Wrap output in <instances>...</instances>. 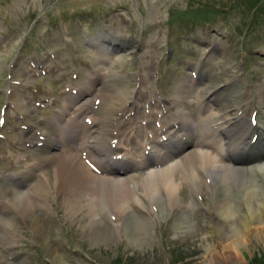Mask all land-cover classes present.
<instances>
[{
    "label": "rangeland",
    "instance_id": "1",
    "mask_svg": "<svg viewBox=\"0 0 264 264\" xmlns=\"http://www.w3.org/2000/svg\"><path fill=\"white\" fill-rule=\"evenodd\" d=\"M102 24L120 29L130 36L134 44L143 45L138 51L140 71L131 64V57L123 56L121 63L114 62V77H110L112 80L107 81L105 85L107 91H112L113 94L114 88L126 90L125 102L132 95V90H141L142 98L143 95L147 96L149 91L160 97L157 90L159 89L161 97L170 99L169 104L172 107L171 100L176 95L175 88L177 91L181 84L179 82L190 74L187 65L199 63L198 59L205 55L203 47L193 43L194 39L209 45L226 47L228 66L225 76L228 79L235 78L242 83L249 78L253 85L264 82V0H0V37L4 39L0 41V116L3 109L4 115L7 112L4 123L0 125V171H10V165H13L11 160L16 156L27 154L29 160H33L29 155H35L33 151L26 150L28 145L25 144L33 131L26 134V130H23V134L11 128V125H17V122L15 118L9 117V113L14 110L10 109L13 107L6 106L8 99L11 97L10 102H15L17 93H23L26 104L23 110L27 115L24 124L31 126L30 122L41 119L44 115L43 106L47 103L39 106L38 102L52 97L53 93H63L69 84L75 83V76L79 75L82 80L87 72L98 71L97 68L90 67L88 60L95 61L90 55H85L86 49H82V39L85 27H89L91 34L96 35ZM69 36L73 43L64 41ZM170 46L174 52L168 55ZM192 48L196 53L192 52ZM20 52L23 55L22 60H19L21 65L18 61V68L11 70L18 75L9 80V71ZM97 56L102 59L104 55ZM216 57V53H212L206 60L210 71L211 66L215 67L214 79L221 82L222 67ZM23 58L29 59L30 62L42 59L43 69H32L30 65L25 64ZM89 78L98 79L91 75ZM18 81L20 82L16 85ZM182 83L187 86L186 81ZM10 85L13 89L8 91ZM26 86L29 88L26 89ZM217 89L214 85L210 90ZM190 90L191 88H187L184 100L187 110L193 109V105L188 101L185 104L187 95L191 98ZM220 92L225 93V89ZM43 93L45 95H42ZM205 95L202 92V97ZM115 99L112 97L106 103L117 107V110L123 109L125 102H115ZM256 99L253 91L245 89L241 109L246 110L247 118H252L255 112ZM19 100L17 98V104ZM146 112L147 110H144L145 115ZM151 114L155 116L153 112ZM151 118L149 116L147 121ZM121 122L127 126L132 122L134 130L132 120L122 121L121 118L120 124ZM138 126L144 139H148L150 134L153 135L148 125V128ZM125 128L126 126L124 130ZM159 132L160 129L157 128V134L153 135L156 139ZM52 168L48 165L44 169L47 176L45 181H49L44 190L50 193L47 196L49 207L51 205L52 210L60 217L61 236L66 241V248H60L59 244L60 249L57 252L58 255H63L67 264H74L75 261L79 264L208 263L205 254L208 244L213 243L209 237L207 223L210 213L202 209L196 210L193 217L195 224L189 229L177 231V212L170 214V218L156 217L154 212V224L151 226L153 233L150 232L152 237L144 244H131L122 233V238L119 234L117 239L96 245L89 240L86 233L88 217L84 216L85 211L78 210L76 216L67 211L69 202L66 203L64 195H59L58 181L54 179ZM146 175L142 174L135 182L142 184L143 176ZM31 183L32 180L29 184ZM135 187L138 192L143 191L141 186ZM192 190L193 186L184 182L180 192L184 206L190 204L193 199ZM66 194L68 196L69 193ZM200 196L204 203L208 204L209 211L214 201L213 194L204 186ZM15 197L11 193L3 200H9L11 208L15 210L13 212L17 214H11L10 222L8 219L4 221L0 216V264H22V261L28 259L31 264H59L63 259L52 253L45 240L33 228L35 214L32 212V217L25 214L26 209L16 202ZM9 235L15 238V252L2 247L11 246L5 244V238L8 241ZM241 252L243 256L240 258L229 259L227 262L218 258L214 264H264V242L253 240L247 247H243Z\"/></svg>",
    "mask_w": 264,
    "mask_h": 264
},
{
    "label": "bare ground",
    "instance_id": "2",
    "mask_svg": "<svg viewBox=\"0 0 264 264\" xmlns=\"http://www.w3.org/2000/svg\"><path fill=\"white\" fill-rule=\"evenodd\" d=\"M108 48L110 47H106L104 50L100 48L98 52L94 53L103 54L102 59L105 61L108 54L105 55L104 52H108ZM115 54L119 61L120 54ZM110 62L112 63V61ZM227 81L229 80H224L228 83ZM96 82L97 80L89 78L87 87L84 86V83L82 86L73 87L78 92L82 89V91L90 93L93 90V93H96L95 98L98 99V104L95 112H98V118L88 117L95 122L96 135L92 134V128L87 135L81 137L82 139L78 138L80 141H68V129L74 130L77 125H81L73 118L72 122L68 120V122L58 123L61 130L48 128L43 135L35 137L34 141L31 140L32 144H40V146L44 141L50 140L58 149L51 154L44 153L42 160L52 161L57 167L55 173L58 181L57 190L60 192L59 195L65 196L66 203L69 202L67 211L73 216L78 214V210L85 211L84 216L88 217L86 233L92 243L96 245L106 243L113 238L120 237L119 234L122 238V233H124L123 235L129 243L136 246L142 245L149 239V236L146 238V235H150L148 226H151L154 220L152 219L154 208L160 215L177 212L176 230L189 229L192 225L189 218L194 214L198 203H202L200 192L204 186L210 190L214 199L213 205L209 208L210 217L207 222L209 237L213 241L212 244H208L206 250L207 264H214L218 258L225 262L229 259L240 258L243 256L241 249L247 247L251 241L264 242V83L257 90V96H259L258 117L252 122L244 121L242 117L241 105L238 102L241 89L237 86L241 84L238 83L231 88L223 87L225 93H221L222 95L219 94V96H210V101L218 105L219 112H211L213 107L210 106L211 111L207 117L194 120L192 114H189L184 106L186 90L189 87L192 89L194 86L190 83V79L187 81V86L181 83L177 88L174 100L178 110L172 115V122L164 123L163 141L159 144L154 142L152 146V152L156 158L149 163H138L123 152L112 154L111 151H107L108 146L114 145L116 142V135L120 130L118 117L121 113L119 115V112H122L123 109L117 110V107L106 103V101L115 97V102L124 103L126 90L118 89L113 94L107 91L106 82L105 84L102 82V85L97 88ZM131 96L125 102L126 105L129 103L133 105L130 101ZM74 97L76 96L70 95L66 99L67 108L69 103L71 106L73 105V101L76 99ZM21 104L22 102L19 100L16 107L22 109ZM229 109H236L237 121L235 125L230 122ZM65 110L64 106L61 111H57L55 114L59 115ZM57 119L61 120L62 118ZM186 122L191 125L192 122H199L200 129L197 137H200V140L189 136L187 134L189 132H179L180 127L176 128V126L180 123L184 125ZM101 124L107 129L106 131L103 132L104 128ZM168 125H171L170 128ZM72 126L74 127L72 128ZM42 137H44L43 140H41ZM163 137H166V140ZM257 137L258 139L255 141ZM252 141L255 142L252 143ZM70 142H75L77 145H71ZM187 142L189 147L185 146ZM175 143H181V148L174 146ZM80 147L81 150H79ZM82 152H87V155L80 156L79 154ZM244 154H246V159H242ZM97 156H105L109 163L113 162L114 157H121L120 161L127 164L133 163L135 171L128 172L132 167L131 164H128V167L120 170L125 174L118 175L115 173L117 170L114 166L111 167L108 163L103 164V161ZM144 157L146 158L147 155L145 154ZM87 161L93 162L99 167L100 176L91 171L86 164ZM27 166L30 165L27 164ZM35 166V164L31 165L28 169L33 170ZM144 167L149 170L148 174L143 176L142 184L137 183L138 181L135 182L139 175H134V173ZM2 178L5 181V177L0 176V183ZM184 182L193 186L192 193L194 195L190 204L186 206L182 204L180 198ZM48 184L49 181L47 183L45 178L40 177L33 188H29L30 190L17 191L15 200L26 209L25 214L31 217L33 216L32 212L36 213L34 205L39 204L40 215L37 219L35 215L33 216V228L45 240L52 253L55 256H61L57 252L58 245L63 244L61 235L57 234L59 222H54L52 214L45 211L47 206L44 204V197L47 199L50 193L46 192L44 187ZM135 185L141 186L143 191L138 192ZM66 192L69 193L68 196ZM31 193L35 198L28 201V195L30 196ZM22 199L25 201L23 202ZM13 211L15 210L13 209ZM1 214L6 221L9 216L6 204H3ZM10 221L8 219V222ZM59 264L65 263L60 261Z\"/></svg>",
    "mask_w": 264,
    "mask_h": 264
},
{
    "label": "water",
    "instance_id": "3",
    "mask_svg": "<svg viewBox=\"0 0 264 264\" xmlns=\"http://www.w3.org/2000/svg\"><path fill=\"white\" fill-rule=\"evenodd\" d=\"M259 88V87H258ZM257 111H258V107H257ZM257 119V118H256Z\"/></svg>",
    "mask_w": 264,
    "mask_h": 264
}]
</instances>
